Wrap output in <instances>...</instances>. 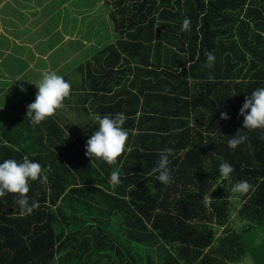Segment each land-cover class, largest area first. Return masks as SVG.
I'll list each match as a JSON object with an SVG mask.
<instances>
[{
    "label": "trees",
    "instance_id": "obj_1",
    "mask_svg": "<svg viewBox=\"0 0 264 264\" xmlns=\"http://www.w3.org/2000/svg\"><path fill=\"white\" fill-rule=\"evenodd\" d=\"M103 1L116 36L107 45L97 38L100 48L92 44L74 61L64 77L66 115L61 107L34 128L27 108L35 89L0 132V162L27 156L47 177L29 182L31 212L15 194L0 197V264H238L248 256L264 264V129L228 145L244 130L246 96L264 87V0ZM88 89L96 114L127 117L126 150L114 165L85 154L98 125L81 95L74 108L82 128L72 123L73 93ZM165 150L167 185L155 171ZM225 162L234 168L228 177L219 171ZM239 181L251 185L238 213L249 225L240 232L230 228ZM216 227L224 229L219 239Z\"/></svg>",
    "mask_w": 264,
    "mask_h": 264
},
{
    "label": "rangeland",
    "instance_id": "obj_2",
    "mask_svg": "<svg viewBox=\"0 0 264 264\" xmlns=\"http://www.w3.org/2000/svg\"><path fill=\"white\" fill-rule=\"evenodd\" d=\"M4 1L9 4L2 9ZM3 2L0 3V36H4L0 42V67L6 66H3L6 74L15 75L10 78L12 90L0 98L1 127L5 126L10 118L11 109L6 106H11L10 103L25 97V91L28 90L21 87L24 83L28 80L38 83L47 67L48 72H55L63 77L71 75L73 72L70 68L78 64L74 63L75 57L81 53L87 54L86 50L93 47L92 43L96 42L97 38L105 39L107 45L113 42L116 36L110 17L111 9L103 0ZM10 53L15 57L5 59ZM77 60L79 61V58ZM8 84L9 82L7 86ZM230 201V228L240 232L249 225L238 216L242 207V195L233 193ZM223 230L215 228L216 239L223 236ZM260 241L261 238L258 242ZM238 264L254 263L248 256Z\"/></svg>",
    "mask_w": 264,
    "mask_h": 264
},
{
    "label": "clouds",
    "instance_id": "obj_3",
    "mask_svg": "<svg viewBox=\"0 0 264 264\" xmlns=\"http://www.w3.org/2000/svg\"><path fill=\"white\" fill-rule=\"evenodd\" d=\"M191 21H183L182 30H188ZM215 56L207 54L205 66L213 67ZM37 94L34 102L28 105L27 117L30 118L31 125L35 128L42 122L55 115L56 111L63 106V102L70 96L71 84L62 75L55 72L45 71L38 84H35ZM23 90V89H22ZM239 115L243 117V131H238L231 136L228 145L231 149H236L239 145L247 141V131L264 129V87H259L250 95L246 96L240 108ZM221 119H229L227 113L221 114ZM127 117L123 113L114 116H97L98 127L87 140L86 156L91 160L96 159L108 165H114L118 158L126 150V142L129 138V131L124 127ZM170 150H165L160 155L157 163L158 180L167 185L172 180L171 169L169 167ZM220 174L228 177L234 172L231 164L225 162L220 166ZM42 165L27 156L22 161L16 159H6L0 162V197L7 194H15L14 199L22 211L31 212L37 206L36 202L30 204L27 193L30 191V181L39 180L46 182L47 177L42 174ZM119 173L115 170L111 172L110 183L116 186L120 183ZM251 185L247 181H239L232 186V192L243 195L247 193Z\"/></svg>",
    "mask_w": 264,
    "mask_h": 264
},
{
    "label": "crops",
    "instance_id": "obj_4",
    "mask_svg": "<svg viewBox=\"0 0 264 264\" xmlns=\"http://www.w3.org/2000/svg\"><path fill=\"white\" fill-rule=\"evenodd\" d=\"M7 3H9V2H7ZM0 14H1V12H0ZM9 34H10V32H8ZM9 37L11 36V35H8ZM114 42V41H113ZM97 42H94V43H92V44H96ZM98 48H100L98 45H96ZM82 54L83 53H81V54H79L77 57H75V59H74V61L75 60H77L80 56H82ZM11 56H13L11 53L9 54V56L7 57H5V59L7 58V59H9L10 60V58H11ZM13 57H15V56H13ZM17 58V57H16ZM90 58H91V56H90ZM5 61H3L2 62V64L4 63ZM79 62H80V60H79ZM4 66V65H3ZM3 66L2 67H0V85L2 86V87H0V98L2 97V95H4L6 92H9V91H11L12 90V88L10 87V83H11V80H10V78H12V76L13 75H15V74H13V73H11V75H8V74H6V72H5V68H3ZM4 67H6V66H4ZM46 71H48V67L46 68ZM7 82H9V84H8V86H7ZM21 82H22V80H20L19 81V84L21 85ZM35 84H38V83H36V82H32L31 80H28L26 83H24L23 85L24 86H21V87H23V88H27V92L25 91V97H23V98H21L20 100H19V98L16 100V101H14L13 103H10L9 105H11V106H6V108L8 107L9 109H11L10 111H9V113H10V118H8V120H9V122L6 124V125H8L15 117H16V115L19 113V111L21 110V108H22V104L24 103V101H26L27 100V98L31 95V93L35 90V89H37L36 88V86H35ZM10 87V88H9ZM140 91V89L138 88V90H136L135 91V94H138V95H140L139 92ZM22 94V92L20 93V95ZM187 94V88H186V91H184V96ZM83 96L82 98L87 102V108L89 109L88 110V116H89V121H91V122H96V117L98 116V114H96L95 113V110L96 109H98L99 108V102L96 100V103H95V98H94V93L92 92V90H90V89H88V92L86 93V92H84V91H80V92H77V91H75L74 93H73V103H72V105H73V108L75 107V105H76V102H78V100L80 99V97L81 96ZM87 96V97H86ZM19 100V101H18ZM142 102H143V99H142ZM141 102V103H142ZM101 104V103H100ZM92 105L94 106V107H92ZM66 107V105H63L62 106V108L60 109L61 110V115L62 116H65L66 114H64V112L66 113V111L68 112V110H64L63 108H65ZM154 110H156V112H158V103H156L155 105H154V107H153V111H152V113L154 112ZM69 114V113H68ZM139 116H140V113H138V116H137V118H136V120H138L139 119ZM9 117V116H8ZM1 118V117H0ZM68 118V117H67ZM2 119V118H1ZM0 119V124H2V120ZM72 123H75L76 125H78L80 128H82V126H81V124L84 122L83 121V119L81 120V118H80V116L78 115V113L76 112V110H75V108H74V110L72 109ZM5 125V126H6ZM0 127H1V125H0ZM3 129V127H1L0 128V131Z\"/></svg>",
    "mask_w": 264,
    "mask_h": 264
},
{
    "label": "bare ground",
    "instance_id": "obj_5",
    "mask_svg": "<svg viewBox=\"0 0 264 264\" xmlns=\"http://www.w3.org/2000/svg\"><path fill=\"white\" fill-rule=\"evenodd\" d=\"M111 87V86H110ZM122 96V95H121ZM128 103V102H127ZM134 107V106H133ZM135 111V110H134ZM128 128V127H127ZM162 128V127H161ZM34 141V140H33ZM124 169V168H123ZM55 194V193H54ZM131 244H133V243H131Z\"/></svg>",
    "mask_w": 264,
    "mask_h": 264
}]
</instances>
